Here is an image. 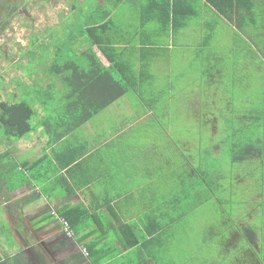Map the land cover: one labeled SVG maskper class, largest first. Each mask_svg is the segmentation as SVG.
<instances>
[{"label": "crops", "instance_id": "0c3cea01", "mask_svg": "<svg viewBox=\"0 0 264 264\" xmlns=\"http://www.w3.org/2000/svg\"><path fill=\"white\" fill-rule=\"evenodd\" d=\"M70 2V7L63 11L68 16H74L77 11L84 16L109 14L114 17L111 14L116 10L123 9V12L127 8V11L120 14L136 17V21L129 24L133 26L129 28L114 17L111 31L114 40L125 53L123 59L126 68L133 75V80L139 82V93L149 98L145 102L136 103L143 110L140 112H134L135 108L129 105L120 106L117 100L93 117V120L90 119L55 143L49 144L43 128L37 127L35 134H31L32 131L15 140L16 146L9 142L0 150L10 153L7 161L9 164L0 168L3 171L0 178V215L14 242L9 245L18 248L5 253L0 245V263L14 256L13 261L21 264L23 260L25 262L26 251L31 252L33 244L43 247L46 243L56 247L50 264H80L82 261L83 264H159L157 255H165L169 250L177 251L171 249L172 243L163 240L168 236V230L174 229V222L184 224L183 213L177 209L182 200L185 202L184 207L186 203L191 207L190 210L184 209V213L188 214L196 209L197 203L199 207V203L207 199L199 190L202 185H198V166L194 164L198 160L188 155V150L180 148L171 139L169 131L164 130V134L156 135L146 128L147 123L152 127H162L171 121L172 100L180 92L182 74L174 72L171 45L162 41L164 37H175L189 25L175 34L159 32L153 22L142 25L138 16L154 13L155 7L146 6L141 0H95L93 10L86 9L89 0ZM81 3L84 5L78 6ZM236 4L237 11L231 12L229 8L226 12L230 21L205 0L193 2V9L197 13L195 18L198 19L195 27L198 36L195 31L192 33V42L198 48L195 57L198 59L199 78L195 88L200 89V95L213 94L208 89L215 86L219 71H224L217 65L223 55L216 50L221 46L217 43L219 27L231 29L234 37L245 41L250 48L253 45L251 47L248 38L257 39L264 51V0H236ZM83 39L84 43L73 45L79 48L76 54L91 46L87 39ZM234 41L233 38L231 46L236 47ZM98 58L105 67L108 66V62L99 53ZM198 95L195 96V104L191 105L196 120L198 110L209 106ZM109 108L116 119L112 121L114 129L101 130L95 119ZM124 108L128 111L123 115L118 109ZM141 126H145V129H141ZM34 162H37L36 165L27 173L25 169ZM13 164L18 166L19 175L27 180V183L15 188L11 187L15 181L8 182L14 173L9 170ZM208 190L213 193L211 188ZM178 191L182 192V197H176ZM260 198L264 199L261 191L258 199L251 198L259 204L255 207L257 209H253L254 212L263 209ZM164 201L165 206H170L169 209H159V215L156 216L155 212L160 208L156 205ZM216 201L219 204L221 202L218 199ZM67 205H81L89 211L90 217H85L86 227L82 232L88 234L84 236L85 242L79 245L62 233L59 220L54 217L60 208ZM238 206H243L241 208L246 216L251 212L252 206L249 203L243 202ZM171 209L176 210L177 221L169 218ZM231 211L220 215L223 228L209 236V241H226L224 247L227 246V260L235 264H257L254 251H259L260 247H249L237 231L252 222L249 219L239 220L236 225ZM92 214L98 215L99 219L95 220ZM260 222L264 228L263 212ZM155 230L159 233L148 235V232ZM184 231H190L186 245L197 247L198 233L192 229ZM140 238L142 241L137 242L136 239ZM92 241H95L94 250L99 254L98 257L103 260H97L99 258L94 256L90 247ZM169 246V250L158 254V247ZM28 254L31 256V253ZM78 256L81 261H78ZM11 263L8 260L7 264Z\"/></svg>", "mask_w": 264, "mask_h": 264}, {"label": "rangeland", "instance_id": "374dc122", "mask_svg": "<svg viewBox=\"0 0 264 264\" xmlns=\"http://www.w3.org/2000/svg\"><path fill=\"white\" fill-rule=\"evenodd\" d=\"M79 1L81 2V0ZM87 3L86 9L93 10L95 8V0H89ZM70 4V0H0V99L20 102L24 99L27 100L23 93L35 91L32 87L40 89V91L45 89L48 81L44 79L43 72L52 63L55 50L61 44H65L63 40L67 36L73 37V40L76 41L79 29L83 24V17L80 16L84 15L77 11L74 16L61 14V11H66L65 8H69ZM80 5L83 6L84 4H78V6ZM121 10L123 9H118L111 15L119 18V22L126 24L128 28L129 26L132 27L133 25L129 24H133L136 17L121 15ZM127 10L126 8L125 11ZM197 22L198 19L194 18L189 23L188 28L180 31L175 37L163 38L162 42L171 45L172 68L174 72L178 71L182 74V83L180 92L172 100L174 105L173 109H170L171 121L169 125L152 127L147 123L146 128L148 132L156 135L164 134V130L169 131L171 139L180 148L188 150V155L198 160V163H194L198 166V185H202L201 177L204 179L212 177L216 178L217 181L210 184L213 193L208 190V187L199 188L207 199H203L199 203V207L197 203L196 209L190 213H184L185 208L190 210L191 207L188 203L184 207L185 202L182 200L177 209L179 213H183L184 224L180 225L179 222H174V229H169L168 236H165L163 240L172 243L171 249L177 251L169 250L170 246L158 247V254L169 250L165 255H157L159 264H235L234 261L227 260V246L224 247L226 241H209V236L218 233L223 228V220L220 215L232 210L231 215L236 225L239 220L246 221L249 219L252 226L257 225L259 227L262 212L264 214V210L253 211V209H257L254 205L258 201L251 200V198L258 199L260 191L264 194V134H262L263 144L254 142L255 146L257 144L261 146L262 156L258 155L250 160L245 159L232 163L227 156V146L219 145L220 140L227 136V131L240 129L247 124L248 120L243 116L248 112L261 113L264 110L259 106L260 102L264 104V101L262 102L264 100V51L257 43V39L248 38L251 47L253 45V48H250L245 41L235 38L231 29L225 26L219 27L217 43L221 46L217 47L216 50H219V53H223V55L217 65L224 71L221 76L216 75L215 86L208 89V92H213V94L209 96L200 95V89L195 88V83L198 82L199 78L198 59L195 57L198 55V48L192 42L194 31L198 36V30H195ZM233 38L236 47L231 46ZM34 39L37 40L32 46L31 41ZM80 42L84 43V39L81 38L77 43ZM78 49L72 45L70 50L76 53ZM26 53H34V55L26 58ZM29 58L33 60L28 61ZM20 82L22 89L17 86ZM26 84L28 87L25 86ZM196 87L198 88V86ZM155 90L158 89L155 88ZM141 95L143 100H148L149 97ZM197 95L202 102L209 105L207 109L198 110V120L191 111ZM141 101L133 91L118 100L120 106L129 105L130 108H135L134 112L143 111L141 106L136 104ZM35 109H37L36 106ZM118 110L123 115L128 111L126 108ZM225 110H227L226 116H220L219 113H224ZM229 110H234V112ZM113 114L114 112L109 108L96 117L95 120L101 126V130L113 131L112 121L115 122L116 120ZM42 116L40 111L32 118V124L37 125ZM254 123L260 125V129H262V125L264 126V120H256ZM141 129H145V126H141ZM31 134H35V130ZM9 141L12 145H17L16 141H7L0 137V150L4 149ZM214 146H219L215 155L212 153ZM205 148L210 150V158L205 157L206 155L203 153ZM209 170H212L214 174L207 175ZM202 172L203 176H201ZM178 193L179 195L176 197H182V192L178 191ZM42 195L44 196V194ZM216 199L221 201L220 204L222 203L223 209ZM237 202H246L252 206L248 216L241 208L244 205H234ZM156 207H160L155 212L157 216L159 209H165V207L169 209L170 206H165L164 201L162 204H157ZM169 212V218L177 221L176 210L171 209ZM166 220L168 219L166 218ZM208 227L213 229H208ZM184 229H192L198 233L197 247L186 245L188 242L187 235L190 234V231H184ZM13 243L10 234L4 238L0 236V245L3 246L5 253L18 250L17 247L14 248L9 245ZM54 250L56 247L50 244L45 243L43 247L33 244L30 249L31 252L26 251L25 262L23 260L21 264H50ZM28 253H31V256ZM17 259H19L18 256ZM80 264H83V261Z\"/></svg>", "mask_w": 264, "mask_h": 264}, {"label": "trees", "instance_id": "16d2710c", "mask_svg": "<svg viewBox=\"0 0 264 264\" xmlns=\"http://www.w3.org/2000/svg\"><path fill=\"white\" fill-rule=\"evenodd\" d=\"M143 3L155 7L154 13H142L138 16V20L142 25L153 22L158 26V31L161 33L170 32L175 34L180 30L187 27L192 19L197 15L193 9V2L195 0H141ZM212 6L218 13L227 16V11H237L236 0H205ZM251 10V9H250ZM253 11V10H251ZM81 14V12H79ZM61 14H64L61 11ZM66 15V14H64ZM83 15V14H82ZM83 17V24L79 29L78 39L75 41L73 37L67 36L54 52L52 63L47 66L43 72V77L47 82L45 89H35L30 93H23L27 100L20 102H10L0 99V137L8 140H19L37 127H42L45 135L48 138L49 144L55 143L64 138L68 134L82 127L86 122L95 117L98 113L103 111L110 104L116 102L130 91L143 100V96L139 93L137 80H133V75L125 66L124 56L125 53L119 47V43L114 40V34L111 31L114 17L109 14L103 16H80ZM86 17V20L84 18ZM34 36V35H32ZM81 38L89 41L90 47L80 54H76L71 49V46L77 43ZM31 45L34 46V42ZM72 43L71 45H68ZM95 47V48H94ZM70 56L68 57V55ZM98 53L108 62V66H104L99 58ZM34 53H26V58L32 56ZM32 61L29 58L28 61ZM220 76L221 71L218 73ZM138 77L137 75H135ZM30 77V76H29ZM17 86L22 89V83ZM28 87V85H25ZM31 88V89H32ZM15 95V94H14ZM53 97V98H50ZM53 100V102H52ZM264 100H262L263 102ZM53 105V107H51ZM35 106L37 109H35ZM259 106L264 109V104L259 103ZM43 114L37 125L32 124V118L40 113ZM234 112V110H229ZM227 110L220 112V116H226ZM248 120L245 126L237 130L227 131V136L220 140L219 145H225L228 148L227 156L230 161H244L256 156H262V148L259 144H263L262 137L264 134V126L262 129L260 125L254 123L256 120H264V110L261 113L255 111L248 112L243 116ZM37 121V122H38ZM227 130V129H226ZM215 135V134H214ZM261 137V138H260ZM11 142V141H9ZM8 142V143H9ZM254 142L259 143L255 146ZM219 146H214L213 152L219 150ZM205 157L210 158V150L205 148L203 150ZM10 153L0 152V168L8 165ZM37 162L28 166L27 173L33 169ZM26 165V164H24ZM14 173L10 176L8 182L15 181L11 187L15 188L22 183H27L22 176L19 175V168L13 164L9 170ZM18 171V172H17ZM0 169V178L3 176ZM207 175L211 176L212 170L207 171ZM214 174V173H213ZM203 176V172L201 173ZM32 177V176H31ZM30 177V178H31ZM32 179V178H31ZM212 177H201L202 186L210 189V184H214ZM7 182V183H8ZM10 189V188H9ZM260 206L264 209V200H261ZM242 205V203H238ZM257 203L254 207L258 206ZM96 208H94L95 210ZM262 209V210H263ZM95 212V211H94ZM89 211L81 205L64 206L57 211L59 218L63 219L68 225V232L71 236H67L63 231V225L59 223L62 233L74 241V244L79 245L85 242L84 236L88 233H83L86 227L85 219ZM87 214V215H86ZM92 217L99 219L98 215L92 214ZM86 217V218H85ZM50 219V217H48ZM0 236L2 238L8 237L9 231L5 223L0 221ZM85 223V224H84ZM84 226V227H83ZM156 231V230H155ZM148 232L152 236L159 232ZM251 248L260 247L259 251H254L257 264H264V228L262 225L252 226L246 224L237 230ZM155 233V234H154ZM144 238V237H142ZM142 238L136 239L137 242ZM92 241L91 250L94 251V256L98 257L99 254L94 250V243ZM89 247H87L88 249ZM90 251V248H89ZM100 260L103 258L98 257ZM14 256L8 257L6 261L0 264H7L8 260L11 264H16L13 260ZM230 259V257H229Z\"/></svg>", "mask_w": 264, "mask_h": 264}, {"label": "built area", "instance_id": "2783aa9c", "mask_svg": "<svg viewBox=\"0 0 264 264\" xmlns=\"http://www.w3.org/2000/svg\"><path fill=\"white\" fill-rule=\"evenodd\" d=\"M54 215L57 217L56 214H54ZM57 219H58L59 222L63 225V231H64V233H66V235H67L68 237L71 236L72 233H71V232H68V225H67V223H66L63 219H61V218H59V217H57Z\"/></svg>", "mask_w": 264, "mask_h": 264}, {"label": "clouds", "instance_id": "9594fccd", "mask_svg": "<svg viewBox=\"0 0 264 264\" xmlns=\"http://www.w3.org/2000/svg\"><path fill=\"white\" fill-rule=\"evenodd\" d=\"M55 218H57V217H59L58 215H57V217L56 216H54ZM60 223V222H59Z\"/></svg>", "mask_w": 264, "mask_h": 264}]
</instances>
